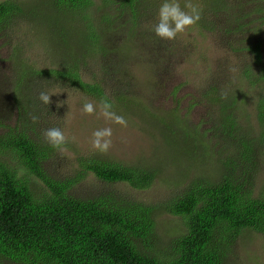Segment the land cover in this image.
<instances>
[{
  "label": "trees",
  "instance_id": "1",
  "mask_svg": "<svg viewBox=\"0 0 264 264\" xmlns=\"http://www.w3.org/2000/svg\"><path fill=\"white\" fill-rule=\"evenodd\" d=\"M226 1L205 0L208 7L202 10L197 24L214 32L217 25L206 23V13L222 12ZM140 2L112 0L110 3V0H103L99 6L93 0L39 2L41 6L34 8L36 20L44 18L50 26H60L56 31L60 35L59 41L67 44L73 59L60 64L61 68L46 70L31 66L25 68L21 63V75L14 82L13 94L23 96L22 87L27 82L34 90L37 80L54 77L55 81L63 80L88 96L109 100L104 84L95 81L94 76L93 80L84 78L78 52L83 48L93 56L113 53L115 38L128 35L123 33L125 30L119 24L122 16L119 17L118 13L121 11L132 15L128 22L132 24L135 35L139 33L136 28L139 26L137 8ZM116 3H119L118 8ZM238 5L241 12L233 16L232 13L224 21L227 27L222 29L223 34L234 33L235 38L226 40L224 35H219L218 40L237 52L248 49L256 58L260 70L257 71L256 65L249 62L245 65L244 75L251 86L261 87L254 101L259 129L247 120H241L237 114L238 108L242 110V105L246 104L243 94L238 91L228 94L229 91L224 92L219 85L208 82L203 87L202 97L215 108L217 124L213 126L216 130L214 139L209 138L200 125L190 127L177 110L156 120L160 135L168 141L166 144L173 152L179 147L178 151L184 154H190V149L217 153L218 180L203 177L204 168L196 176L201 178H193L187 185L180 182L182 186L171 200L155 204L140 202L123 190L102 191L97 197L83 199L74 194L73 189L89 173L106 184L124 183L134 190H146L153 185L157 169L147 164L127 166L101 157L81 159L78 161L81 170L74 177L56 181L47 176L42 167L48 158L45 151L48 144L31 139L23 124L7 127L0 134V258L20 264H225L226 252L237 239L252 232L264 235V185L258 195L254 192L264 155V63L261 49L264 0H239ZM245 5L251 9H242ZM153 6L149 2L148 7ZM21 15L23 9L18 0L0 2V30L13 21L19 22ZM66 21L72 23L74 40L76 35L82 36V43L75 46V41L61 31ZM246 27H249L250 40L257 38L255 42L247 43L243 38L242 32ZM141 34L143 41H161L147 29ZM129 61L127 58L111 63L112 66H107L104 61L101 66L114 79H120V76L127 75ZM89 71L87 68V73ZM117 87L118 94L125 95L117 103L125 104L124 109L127 107L128 110L135 101L128 98L132 88H129V82ZM26 99L28 101L23 105L22 101L17 103L16 100L17 106L26 110L25 105L31 100L36 106L42 103L33 97ZM198 104L201 102L194 105ZM149 113L145 110L147 117ZM26 117L21 115L23 122ZM13 160H16L17 167L11 165ZM31 176L43 183V189L36 191L33 188ZM163 211L181 217L184 229L182 234L166 242L163 240L162 245L156 232L158 217Z\"/></svg>",
  "mask_w": 264,
  "mask_h": 264
},
{
  "label": "rangeland",
  "instance_id": "2",
  "mask_svg": "<svg viewBox=\"0 0 264 264\" xmlns=\"http://www.w3.org/2000/svg\"><path fill=\"white\" fill-rule=\"evenodd\" d=\"M3 1L6 0H0ZM42 1L45 0H18L23 9L19 22L13 21L8 27L0 30V134L4 133L7 127L23 124L31 139L47 143L43 131L52 127L61 128L69 137V143L63 152L47 143L45 151L48 158L42 166L45 174L56 181L74 177L76 172L81 170L79 160L100 157L127 166L151 165L158 172L153 185L146 190H134L124 183L106 184L89 173L74 187L73 192L77 196L86 199L97 197L102 191L123 190L135 196L140 202L155 204L165 199L171 200L182 186L180 182L187 185L191 179L201 178L196 176L200 175L199 172L204 171V168L206 171L201 174L203 177L207 180H218L220 171L217 153H202L200 149H190V154H184L178 151L179 147L173 152L166 144L168 141L166 142L160 135L161 129H157L156 126L157 118H163L165 113L177 110L180 118L185 119L190 127L200 125L201 130L205 131L209 138L214 139L213 132L216 130L213 126L217 124V115L212 104L202 97L206 82L219 85L224 92L229 91L228 94L237 91L243 94L246 104L242 105V110L241 107L238 108L237 114L241 116V120H247L259 129L254 101L261 87L251 86L244 75L245 65L249 62L256 65L257 71L260 70L256 58L248 49L237 52L225 47L218 40L219 35H224L226 40L235 38L234 33L223 34L222 29L227 27L224 21L232 13L233 16L241 12L239 0H227L225 9L220 13L211 11L206 13V23L217 25L214 32L195 24L180 34L176 40H161L158 43L143 41V35L140 33L147 29L154 34L152 28L157 23L162 0H141L137 8L139 26L136 29L139 33L135 35L133 32L132 24L128 22L132 15L128 11H121L120 14L117 12L119 17L122 16L121 21H118L122 26L121 29L128 35L124 34L122 38L113 37L117 40L113 46L116 48L115 51L109 56L103 54L93 56L90 51L86 52L83 48L79 50L78 58H81L80 65L83 66L84 78L88 81L93 80L94 76L95 81L106 86V97L115 105L112 110L126 119L127 127L106 120L99 114L98 106L104 98L88 96L63 80L64 83L60 80L55 81L54 77L37 80L34 90L30 89V84L27 82L26 86L22 87L23 96L13 94L14 82L21 75V63L25 68L31 66L34 69L46 70L61 68L60 64H67L73 59L70 58L72 52L68 53L67 44L63 45L59 41L60 35L56 31L60 26L54 24L50 26L51 24L44 18L36 20L34 8ZM93 1L99 6L103 0ZM149 2L154 5L152 8L148 7ZM185 2L186 0H179L181 7ZM191 2L199 6L201 13L208 7L205 0H191ZM115 6L118 8L119 3ZM244 7L242 9L245 11L251 9L248 5ZM233 8L235 10H232ZM248 20L249 18L247 22ZM71 26L72 23L66 21L61 31L74 40V30ZM248 31L249 27H246L245 32H242L243 38L247 43L255 42L257 38L250 40ZM75 39V46L77 43H82V36L76 35ZM103 46L107 47L108 44ZM261 49L264 63V35ZM96 52L98 53L99 50L97 49ZM127 58H130L127 75L120 76V79H114L111 73L108 74V71L102 69L101 65L104 61L108 63L107 66H112L111 63L116 64ZM87 68H90L88 73ZM128 82L129 88H132L128 98L135 101L126 110L125 104L117 103L118 99L124 98L125 95L118 94V90L115 89L118 88V84L125 85ZM41 92L51 96L49 105L40 103L36 106L31 100L25 105L26 110L17 106L20 101L23 105L29 97L40 100ZM85 101L97 106L96 114H83L82 105ZM197 101L201 104L195 106ZM58 104L62 106L58 107ZM143 104L145 110L150 112L148 117L145 115ZM21 115L27 116L25 122L22 121ZM34 116L39 117L35 123L32 119ZM106 127L112 129V146L107 153H101L92 146V134L95 130ZM73 136L76 138L75 142L71 141ZM173 156L176 159L173 160ZM11 165L17 167L16 160H13ZM30 179L36 191L38 188L43 189L40 180L33 176ZM263 185L264 155L254 187L256 195ZM183 224L181 217L163 211L158 217L156 232L160 236L159 242L163 245V240L166 242L167 239L182 234ZM224 259L225 264H264V235L258 232L244 234L237 239L230 250H227ZM0 264L20 263L0 258Z\"/></svg>",
  "mask_w": 264,
  "mask_h": 264
},
{
  "label": "clouds",
  "instance_id": "3",
  "mask_svg": "<svg viewBox=\"0 0 264 264\" xmlns=\"http://www.w3.org/2000/svg\"><path fill=\"white\" fill-rule=\"evenodd\" d=\"M200 19V8L198 5L193 4L191 0H186L183 7H181L179 0H162L157 14V23L153 26L152 31L161 40L174 41L180 34L197 24ZM39 99L46 105L51 103V96L45 92L40 93ZM57 106L62 105L58 104ZM98 107L99 114L106 120L127 127L126 119L112 110V102L103 99ZM82 112L85 115H94L97 113V106L90 101H85L82 105ZM32 119L35 123L39 117L34 116ZM42 134L49 145L61 152L65 150V146L69 143V137L59 127L45 129ZM112 135L110 127L95 130L91 141L93 148L101 153H107L112 146ZM75 139L74 136L71 137L72 142H75Z\"/></svg>",
  "mask_w": 264,
  "mask_h": 264
}]
</instances>
